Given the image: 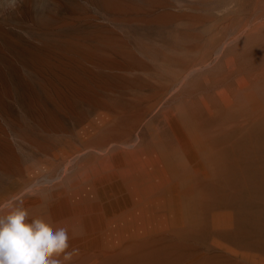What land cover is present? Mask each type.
Instances as JSON below:
<instances>
[{"label": "rangeland", "instance_id": "374dc122", "mask_svg": "<svg viewBox=\"0 0 264 264\" xmlns=\"http://www.w3.org/2000/svg\"><path fill=\"white\" fill-rule=\"evenodd\" d=\"M263 132L264 0H0V214L71 264H264Z\"/></svg>", "mask_w": 264, "mask_h": 264}, {"label": "clouds", "instance_id": "9594fccd", "mask_svg": "<svg viewBox=\"0 0 264 264\" xmlns=\"http://www.w3.org/2000/svg\"><path fill=\"white\" fill-rule=\"evenodd\" d=\"M66 227L53 228L43 218L29 220L23 207L0 214V264H71L79 255Z\"/></svg>", "mask_w": 264, "mask_h": 264}, {"label": "bare ground", "instance_id": "6f19581e", "mask_svg": "<svg viewBox=\"0 0 264 264\" xmlns=\"http://www.w3.org/2000/svg\"><path fill=\"white\" fill-rule=\"evenodd\" d=\"M184 82V81H183ZM179 99V98H178ZM185 103H187V102H185ZM184 104V103H183ZM193 104H194V102H193ZM186 105V104H185ZM188 110V109H187ZM186 110V111H187ZM190 116V115H189ZM191 116H192V114H191ZM163 120V119H162ZM160 123V122H159ZM264 133V132H263ZM146 136V135H145ZM145 136H144V138H145ZM171 137V136H170ZM173 137V136H172ZM169 138V137H168ZM171 139V138H170ZM175 142V141H174ZM251 142V141H250ZM171 143V142H170ZM169 143V144H170ZM177 143V142H176ZM166 145V144H165ZM168 145V144H167ZM258 145V144H257ZM259 145H260V143H259ZM135 146V145H134ZM148 146V145H147ZM174 146V145H173ZM176 146V145H175ZM248 147H249V149H250V146L248 145ZM253 147V146H252ZM259 147V146H258ZM122 148V147H121ZM132 148V147H131ZM151 148V147H150ZM248 149V150H249ZM246 150L247 149H245V152H246ZM251 151V150H250ZM122 152V151H121ZM215 152V151H214ZM248 153H250V152H248ZM255 154V153H254ZM248 155V154H247ZM251 155V154H250ZM106 156V155H105ZM246 156V155H245ZM256 156V155H255ZM254 155L252 156L253 158L255 157ZM250 157V156H249ZM260 157H261V155H260ZM264 157V156H263ZM247 158H248V156H247ZM246 158V159H247ZM248 159H250V158H248ZM259 159V158H258ZM253 161H255V160H253ZM248 162V161H247ZM246 162V163H247ZM259 161H257V163H258ZM249 164V163H248ZM253 166V165H252ZM85 168V167H84ZM246 168V167H245ZM249 168V167H248ZM261 168V167H260ZM120 169V168H119ZM258 169V168H257ZM117 170V169H116ZM261 170V169H260ZM65 172V171H64ZM215 172V171H214ZM264 172V171H263ZM65 174V173H64ZM217 176V175H216ZM215 176V177H216ZM246 176V175H245ZM262 177H263V175H261ZM219 177V176H218ZM121 179H120V181L119 182H117V181H115V179H112L111 177H109L108 175H103V177H102V179H105V181L104 182H106V179H111V181H112V183L110 184V186L108 187V188H103L104 190L103 191H98V192H96V191H93V196H94V198L95 199H97V202L96 203H94L93 204V206L94 207H96V208H98V209H96V210H101V209H106L107 211H108V209L110 208V211H112L111 213L112 214H114V213H117L118 211H119V208L121 207V205H122V203L123 202H125V206H126V204H127V201H125L126 200V198H130L131 199V197H129L130 195H133V194H136V195H142L141 193H139V192H135V190L133 191L132 189L130 190V186H131V184L129 183V185H128V187H129V189H127V185H125V186H123L122 185V182L124 183V180H123V178L122 177H120ZM202 178V177H201ZM211 178V177H210ZM53 179H54V177H53ZM128 180V179H127ZM219 180V179H218ZM234 180V179H233ZM208 181H210V180H208ZM213 181V180H212ZM236 181V180H235ZM117 182V183H116ZM145 182H148V180L147 181H145ZM144 182V183H145ZM211 182V181H210ZM230 182L232 183V181L230 180ZM250 182V181H249ZM258 182V181H257ZM256 182V183H257ZM260 183V182H259ZM199 184H201V183H199ZM216 184V183H215ZM247 184V183H246ZM258 184V183H257ZM243 185V184H242ZM260 185V184H259ZM77 186V185H76ZM207 186V185H206ZM211 186H213L212 185V183H211V185L210 186H208V187H210L211 188ZM215 186V185H214ZM247 186H248V184H247ZM246 185H245V188L247 187ZM256 186V185H255ZM207 187V188H208ZM257 187V186H256ZM253 189H256V188H254V187H252ZM259 188V187H258ZM262 188V187H261ZM201 189V188H200ZM216 189V188H215ZM247 189H249V188H247ZM251 189V188H250ZM249 189V190H250ZM260 189V188H259ZM151 190H152V188H148V189H146L145 191H149L148 192V194H150L151 193ZM206 190V189H205ZM213 190H214V188H213ZM240 190H241V188H240ZM248 190V191H249ZM207 191V190H206ZM215 191V193H217L216 191L217 190H214ZM236 191H237V188H236ZM247 191V192H248ZM203 192H204V190H203ZM210 192V191H209ZM205 193V192H204ZM251 193V192H250ZM255 192H253V193H251V194H254ZM157 194V193H156ZM233 194H235V191L233 190ZM258 194V193H257ZM173 195V194H172ZM237 195V194H236ZM122 196V197H121ZM145 196V199H146V197H147V195H144ZM174 197H175V195H173ZM203 196H204V194H203ZM239 196V195H238ZM263 196V195H262ZM250 197V196H249ZM141 198H143V197H141ZM177 198V197H176ZM237 199H238V197H236ZM235 198V199H236ZM251 198V197H250ZM253 198H255V197H253ZM239 200V199H238ZM242 200V199H241ZM262 200V199H261ZM214 201V200H213ZM213 201H212V203H213ZM253 201V200H252ZM175 203V202H174ZM181 203V202H180ZM238 203V202H237ZM257 203V202H256ZM255 203V204H256ZM259 203V202H258ZM124 204V203H123ZM211 204V203H210ZM216 204V203H215ZM246 204V203H245ZM253 204V203H252ZM98 206V207H97ZM210 206V205H209ZM213 206V205H212ZM132 206L130 205V207L129 208H131ZM260 207H258V209H259ZM126 209H128V208H126ZM35 211V210H34ZM49 211V210H48ZM113 211H116V212H113ZM119 213H121V212H119ZM251 213V212H250ZM227 214V216L226 217H224V224L225 225H227V226H229V225H233V223H236V221H240V219H239V217H238V215H236V213L233 215V214H231L230 212H227L226 213ZM117 215V214H116ZM237 216V218H236V216ZM246 215V214H245ZM252 217V216H251ZM250 218V217H249ZM254 218V217H253ZM200 219V218H199ZM218 219V218H217ZM251 219V218H250ZM259 219V218H258ZM208 220H210V218L208 219ZM244 220H245V218H244ZM262 220V219H261ZM243 221V220H242ZM210 222V221H209ZM207 223H208V221H207ZM211 223V222H210ZM222 224V223H221ZM247 223H245L244 225H246ZM258 224V223H257ZM252 225V224H251ZM263 225V224H262ZM210 226V225H209ZM249 227V226H248ZM207 228V227H206ZM239 228H241V227H239ZM238 228V229H239ZM250 228V227H249ZM212 229V228H211ZM252 229V228H251ZM230 230V229H229ZM235 230H236V232H239L236 228H235ZM235 230H233L232 229V232H234ZM242 230V229H241ZM244 230V229H243ZM242 230V231H243ZM210 231V230H209ZM228 231V230H227ZM254 231H255V229H254ZM259 231V230H258ZM257 231V232H258ZM261 231V230H260ZM260 231L258 232L259 234H260ZM208 232V231H207ZM224 232H225V230H224ZM230 232H231V230H230ZM241 232V231H240ZM239 232V233H240ZM249 232V231H248ZM248 232L246 233V234H248ZM250 232H252L253 233V231H251L250 230ZM229 233V232H228ZM235 233V232H234ZM233 233V234H234ZM238 233V236L240 235ZM244 233V232H243ZM237 234V233H236ZM246 234H245V237H246ZM255 233H253V234H251V235H254ZM264 234V233H263ZM242 235H244V234H242ZM248 235H250V233L248 234ZM248 235H247V237H248ZM250 235V236H251ZM255 235H257V234H255ZM255 235H254V237H255ZM261 235V234H260ZM222 236V235H221ZM225 236V235H224ZM262 236V235H261ZM225 237H227V236H225ZM240 237V236H239ZM245 237H243L244 239H247V237L245 238ZM263 237V236H262ZM222 238V237H221ZM235 238H237V236H235ZM248 238H253V237H248ZM257 240H258V238L257 237H255ZM260 238V237H259ZM225 239V238H224ZM230 239V238H229ZM233 241H234V244H235V239H233V238H231ZM240 238H238V240H236V241H241V239L239 240ZM226 240V239H225ZM231 240V241H232ZM214 241V240H213ZM221 241V240H220ZM233 241H232V243H233ZM244 241V240H243ZM243 241L241 242V244L243 243ZM247 241H249V240H247ZM256 240L254 239V242H255ZM264 241V239H262V242ZM216 242V241H215ZM245 242H246V240H245ZM244 242V243H245ZM250 242V241H249ZM254 242L252 243V244H254ZM259 243L261 242V240H259L258 241ZM258 242H256L255 244H258ZM217 243V242H216ZM238 243H240V242H238ZM243 243V244H244ZM248 243V242H247ZM250 244V243H249ZM252 244H250V245H252ZM254 244V245H255ZM262 244V243H261ZM223 245V244H222ZM247 245V244H246ZM226 246V245H225ZM230 246V245H229ZM245 246V245H244ZM248 246V245H247ZM221 247V246H220ZM219 247V248H220ZM232 247V246H231ZM255 247V246H254ZM228 248V247H227ZM233 250V249H232ZM257 250H258V247H257ZM222 254V253H221ZM219 255V254H218ZM226 256V255H225ZM89 257V256H88ZM84 263V262H83Z\"/></svg>", "mask_w": 264, "mask_h": 264}]
</instances>
